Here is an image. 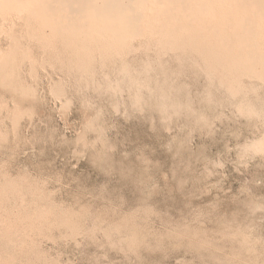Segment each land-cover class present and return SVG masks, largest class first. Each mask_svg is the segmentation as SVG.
<instances>
[{
  "label": "rangeland",
  "instance_id": "obj_1",
  "mask_svg": "<svg viewBox=\"0 0 264 264\" xmlns=\"http://www.w3.org/2000/svg\"><path fill=\"white\" fill-rule=\"evenodd\" d=\"M8 21L0 264H264V81L140 42L80 72Z\"/></svg>",
  "mask_w": 264,
  "mask_h": 264
},
{
  "label": "bare ground",
  "instance_id": "obj_2",
  "mask_svg": "<svg viewBox=\"0 0 264 264\" xmlns=\"http://www.w3.org/2000/svg\"><path fill=\"white\" fill-rule=\"evenodd\" d=\"M10 18L24 19L31 37L67 53L66 63L78 71L86 62L90 67L95 53L102 61L123 57L140 42L148 50L195 56L226 81H264V0H0V28Z\"/></svg>",
  "mask_w": 264,
  "mask_h": 264
}]
</instances>
